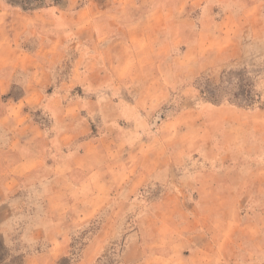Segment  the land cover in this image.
I'll use <instances>...</instances> for the list:
<instances>
[{
	"label": "rangeland",
	"instance_id": "1",
	"mask_svg": "<svg viewBox=\"0 0 264 264\" xmlns=\"http://www.w3.org/2000/svg\"><path fill=\"white\" fill-rule=\"evenodd\" d=\"M41 7L0 24L1 99L43 85L19 107L45 132L1 117L0 146L20 127L46 152L0 191V264H264V0ZM16 50L41 72L10 78Z\"/></svg>",
	"mask_w": 264,
	"mask_h": 264
},
{
	"label": "crops",
	"instance_id": "2",
	"mask_svg": "<svg viewBox=\"0 0 264 264\" xmlns=\"http://www.w3.org/2000/svg\"><path fill=\"white\" fill-rule=\"evenodd\" d=\"M60 8L61 7H55V6H50L45 8L42 11V14L48 15L50 17H54L57 16L58 12H60ZM0 9H2V11L0 12V24L3 23V15L4 14H14L16 16H22L25 15L26 12L23 11L22 9L18 8V7H10V6H6L2 4V7H0ZM18 14V15H17ZM22 14V15H21ZM35 14V13H33ZM61 16H63V13L61 12L60 14ZM62 18V17H61ZM17 35L13 34V45H15L14 41V36ZM62 29L60 30V32H56L49 40L52 43V41L59 39V37H62ZM13 48H15V46H13ZM17 55V56H16ZM12 56V55H9ZM38 56H42V58H44V55H42L41 51H22L19 50L16 52L14 51L13 53V58H14V65L12 68V73L10 75V78L13 74V72H16V70H18L19 68H29L28 70L30 71V73H38L41 72V70H38L36 67H31L32 65L29 66V64L31 62H27V60L32 59L34 61L38 60ZM49 56V55H48ZM53 56V53H50V57ZM18 58V59H16ZM24 59V61L22 60ZM27 59V60H26ZM39 61H42L39 59ZM27 62V64L25 63ZM37 63V62H35ZM38 66H43L42 64L38 63ZM10 69H11V65H10ZM15 85V82L10 81L9 79L6 81H0V118L2 117V119H10L9 121L14 122V124L16 125H21L22 129L24 128H29V130L31 129L34 133L35 131L39 132L37 135V139L39 137H44V133L43 131L39 130L38 128H36L33 125H27V126H23L26 125L25 124V120L26 117L22 116L21 114V110L19 106H29L32 105V101L34 100V96L35 94L38 95V92H34V91H41L44 90L43 85L39 84V83H34L32 81H25L24 83H21L22 89L24 90L23 95L20 98L17 99H12L10 97L8 98H4V100L1 99V96L4 95H8L9 90H11V88ZM42 92V91H41ZM43 105H46L47 107L49 106L52 109H55V111L60 112V107L62 105L61 103V99L58 98L56 96L55 93L50 94L49 96L45 97L43 99ZM75 104V102H74ZM15 105V106H13ZM6 107H16L17 108V112L15 113L14 119H12V116H10L9 114H7L6 112H8V108ZM55 111L54 112H49L50 116L55 117L58 121V123L60 122H65L64 119H61V115H55ZM21 120H24V123H22ZM2 120L0 119V124L4 125L2 122ZM61 123V124H62ZM4 128V127H3ZM61 131L58 135H60V137L63 135H65L66 133H71L73 130L70 129L71 126L69 125H64L63 127H60ZM22 129L20 127H17L15 129L16 132L14 131H10L8 130L7 132V136H8V142L5 146H0V191H2V187H8V186H15L18 185L20 177L27 173H31L32 171H35L36 168L38 167H43L45 166V161L44 157L45 153L43 150H41L37 144H32V142L29 143V141L27 139H25L22 136ZM24 132V131H23ZM36 139V140H37ZM23 140V141H22ZM43 142V139H42ZM44 143V142H43ZM41 144V143H40ZM45 144V143H44ZM48 144V143H47ZM46 144V145H47ZM33 147V148H32ZM66 155V154H64ZM11 157L10 161H7V163H5V160L3 162V159L5 157ZM3 158V159H2ZM67 159V158H66ZM2 160V161H1ZM64 159L59 160L58 162L56 161L57 165L58 163H61L60 165H64L66 162H62ZM59 165V164H58Z\"/></svg>",
	"mask_w": 264,
	"mask_h": 264
},
{
	"label": "trees",
	"instance_id": "3",
	"mask_svg": "<svg viewBox=\"0 0 264 264\" xmlns=\"http://www.w3.org/2000/svg\"><path fill=\"white\" fill-rule=\"evenodd\" d=\"M7 3L13 7H18L23 11H32L35 9L42 8L47 1H50L52 4L59 3V0H6Z\"/></svg>",
	"mask_w": 264,
	"mask_h": 264
}]
</instances>
